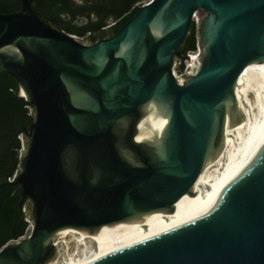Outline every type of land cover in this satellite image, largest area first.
Masks as SVG:
<instances>
[{
	"label": "water",
	"instance_id": "obj_1",
	"mask_svg": "<svg viewBox=\"0 0 264 264\" xmlns=\"http://www.w3.org/2000/svg\"><path fill=\"white\" fill-rule=\"evenodd\" d=\"M20 1L0 14V72L35 108L14 182L34 222L0 264H48L60 230L95 233L133 217L92 264H264V89L225 130L220 113L207 157L216 112L264 60V0H149L94 43ZM194 23L202 62L181 82L174 67ZM151 101L171 113L164 157L136 141Z\"/></svg>",
	"mask_w": 264,
	"mask_h": 264
},
{
	"label": "trees",
	"instance_id": "obj_2",
	"mask_svg": "<svg viewBox=\"0 0 264 264\" xmlns=\"http://www.w3.org/2000/svg\"><path fill=\"white\" fill-rule=\"evenodd\" d=\"M149 0H34L37 12L51 26L74 34L82 41L94 43L118 33ZM22 8L20 0H0V14ZM197 27L194 23L176 61L178 72L185 69L189 51L196 50ZM17 81L0 72V250L22 239L34 221L31 201L24 200L20 185L14 184L23 167L26 131L34 121L35 108L19 99Z\"/></svg>",
	"mask_w": 264,
	"mask_h": 264
},
{
	"label": "bare ground",
	"instance_id": "obj_3",
	"mask_svg": "<svg viewBox=\"0 0 264 264\" xmlns=\"http://www.w3.org/2000/svg\"><path fill=\"white\" fill-rule=\"evenodd\" d=\"M209 29L213 26V19L209 21ZM153 31L156 35L162 32L161 24L155 25ZM127 48L122 50L126 52ZM193 55V68H199L202 62V53ZM176 77L178 75L175 73ZM183 82L184 80L179 79ZM264 89V60L253 62L243 71L234 87V96L227 97L220 110L216 112L213 134L210 142L207 157L216 150V137L220 125V113L224 114V130L234 119L236 114L242 109L246 102L250 99L256 90ZM168 102L151 101L144 107V116L141 119L138 128L139 133L136 141L140 143H148L155 145L157 156L164 157L165 143L164 139L169 129L171 113L168 110ZM237 108V109H236ZM134 218V217H133ZM133 218L113 224L104 225L95 233L78 230L74 228H66L57 232L49 241H53L54 245L60 242L65 244L68 257L62 262L51 264H92L97 262L96 252L101 249L111 238H113L124 226H126ZM63 244V245H64ZM64 247V248H65ZM66 254V255H67Z\"/></svg>",
	"mask_w": 264,
	"mask_h": 264
},
{
	"label": "built area",
	"instance_id": "obj_4",
	"mask_svg": "<svg viewBox=\"0 0 264 264\" xmlns=\"http://www.w3.org/2000/svg\"><path fill=\"white\" fill-rule=\"evenodd\" d=\"M148 2H145L144 3V5L145 4H147ZM200 52V46L198 45V43H197V46H196V50H194V51H189L188 53H187V57H186V59L184 60V63H185V72H186V75L185 76H187V75H190V74H192L195 70H194V68H193V63L192 62H194V60H193V55H195V54H197V53H199ZM179 64H180V62H179ZM177 65H178V61H176V63H175V67H174V73H176L177 74V72H176V67H177ZM178 75V74H177ZM178 78H181L179 75H178ZM181 79H184V78H181ZM28 222L30 223V225H29V227H28V229H27V232H26V235L23 237V238H25L27 235H28V233H31V231H32V228H33V222L34 221H30V220H28ZM22 238V239H23Z\"/></svg>",
	"mask_w": 264,
	"mask_h": 264
},
{
	"label": "rangeland",
	"instance_id": "obj_5",
	"mask_svg": "<svg viewBox=\"0 0 264 264\" xmlns=\"http://www.w3.org/2000/svg\"><path fill=\"white\" fill-rule=\"evenodd\" d=\"M80 40H82V38H79ZM178 65H179V61H178ZM176 72L177 74L181 77V78H185L186 76V72L184 70L183 73H180L178 72V68L176 67ZM180 79V78H179ZM181 80H185V79H181ZM31 233H28V235L23 238V239H20L16 242H12L11 244H17L19 242H22L23 240H25ZM64 243L63 242H60L59 245H56V248H57V252H56V255L54 257V259L50 262H48V264H51V263H55V262H62L64 261L67 257H68V254H67V249L65 247V244L63 245ZM65 247V248H64ZM67 254V255H66ZM62 260V261H61Z\"/></svg>",
	"mask_w": 264,
	"mask_h": 264
},
{
	"label": "flooded vegetation",
	"instance_id": "obj_6",
	"mask_svg": "<svg viewBox=\"0 0 264 264\" xmlns=\"http://www.w3.org/2000/svg\"><path fill=\"white\" fill-rule=\"evenodd\" d=\"M132 133L131 128L128 130V136H130ZM57 252V248L56 245H54V248L51 250V252L48 254V256L46 257V262H50L54 259L55 255Z\"/></svg>",
	"mask_w": 264,
	"mask_h": 264
}]
</instances>
